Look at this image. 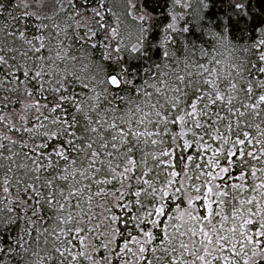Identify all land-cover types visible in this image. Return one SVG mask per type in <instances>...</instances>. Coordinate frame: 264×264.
<instances>
[{
    "label": "snow or ice",
    "instance_id": "obj_1",
    "mask_svg": "<svg viewBox=\"0 0 264 264\" xmlns=\"http://www.w3.org/2000/svg\"><path fill=\"white\" fill-rule=\"evenodd\" d=\"M219 3L0 0V264H264V0Z\"/></svg>",
    "mask_w": 264,
    "mask_h": 264
},
{
    "label": "trees",
    "instance_id": "obj_2",
    "mask_svg": "<svg viewBox=\"0 0 264 264\" xmlns=\"http://www.w3.org/2000/svg\"><path fill=\"white\" fill-rule=\"evenodd\" d=\"M161 3H163V0H161ZM224 8L225 10H227V3L224 4ZM221 9V4L219 3V0H217V5H216V11L219 12ZM163 8L158 9V12H162ZM128 21H125V24H128ZM239 35V33H237V36Z\"/></svg>",
    "mask_w": 264,
    "mask_h": 264
}]
</instances>
